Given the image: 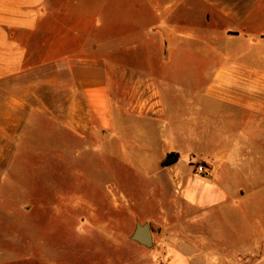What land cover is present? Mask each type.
Masks as SVG:
<instances>
[{
  "label": "rangeland",
  "instance_id": "obj_1",
  "mask_svg": "<svg viewBox=\"0 0 264 264\" xmlns=\"http://www.w3.org/2000/svg\"><path fill=\"white\" fill-rule=\"evenodd\" d=\"M183 1L168 16L144 15L143 0L55 1L70 8L72 28H84L70 33L71 54L81 52L88 70L102 69L118 105L101 127L80 99L75 115L81 122L68 127L62 66L39 65L37 74L19 79L24 86L38 83L30 100L54 111L24 129L21 154L0 137V264H264V255L240 253L264 236V222L257 224L253 212L244 220L232 209L227 222L218 209L214 224L181 212L175 166L206 162H187L175 152L158 156L148 142L164 129L148 124L149 116L161 114L144 110L142 95L150 92L127 76L166 77L172 104L182 100L194 108L226 106L208 98L218 88L264 87V0H222L229 13L217 16ZM167 155L176 164H164ZM247 157L237 162L248 173L246 190L260 184L264 193V165L254 153ZM137 222L150 225L152 246L131 239ZM257 246L264 253V241Z\"/></svg>",
  "mask_w": 264,
  "mask_h": 264
},
{
  "label": "crops",
  "instance_id": "obj_2",
  "mask_svg": "<svg viewBox=\"0 0 264 264\" xmlns=\"http://www.w3.org/2000/svg\"><path fill=\"white\" fill-rule=\"evenodd\" d=\"M55 1L0 0V137L5 143L13 144L15 155L22 153L24 129L39 120L48 121L49 112L54 111L46 104L30 100V94L35 95L34 88L38 83L24 86L19 81L26 74H37L39 65H58L67 71L68 77L63 81L68 95V103L64 107L66 126L71 127L74 121L75 124L81 122V118L76 119L75 115L80 112V99L94 113L101 127L105 117L108 118L107 113L113 111L110 107L118 105V101L109 97L113 85L107 82L102 69L88 70L81 52L71 54L70 33H78L84 28H72L70 8L56 7ZM143 1L146 16L172 15L178 4L184 6L183 0ZM128 4L132 6L135 3L129 1ZM187 6H200L205 16L229 13L222 0H193ZM57 14L63 18L56 20ZM73 20L80 23V15H75ZM56 32L63 34L56 39ZM127 76L128 79L141 80L134 86L150 92L146 97L142 95L144 110L161 114L158 120L155 115L149 116L148 124L156 126L158 122L164 129L158 141L148 142L154 146L158 156L175 152L178 159L188 162L193 157L208 164L209 171L200 174L192 166L188 169L176 167L175 162L174 175L181 197V212H191L196 223L214 224L216 210L221 209V215L230 222L232 209H238L244 220L253 212L256 223L262 226L264 193H259L262 185L255 186L248 193L244 182L248 173L241 169L239 163L245 161L249 153H254L264 165V87L246 86L245 83L237 88H218V91H211L208 98L226 106L207 108L201 105L194 108L184 105L182 100L172 104L174 99H171L166 77ZM151 96L155 98L151 100ZM115 121L112 114L109 125L113 127ZM186 142L193 148L184 149ZM223 237L224 243H228L226 233ZM262 241L264 236L241 247L240 253L246 257H262L264 253H260L257 246ZM227 255H230L229 247Z\"/></svg>",
  "mask_w": 264,
  "mask_h": 264
},
{
  "label": "water",
  "instance_id": "obj_3",
  "mask_svg": "<svg viewBox=\"0 0 264 264\" xmlns=\"http://www.w3.org/2000/svg\"><path fill=\"white\" fill-rule=\"evenodd\" d=\"M176 156L167 155L166 159L163 161L164 164L169 165L176 161ZM131 239L136 241L146 247H150L153 244V234L151 227L148 223L137 222L134 231L131 235Z\"/></svg>",
  "mask_w": 264,
  "mask_h": 264
},
{
  "label": "built area",
  "instance_id": "obj_4",
  "mask_svg": "<svg viewBox=\"0 0 264 264\" xmlns=\"http://www.w3.org/2000/svg\"><path fill=\"white\" fill-rule=\"evenodd\" d=\"M193 161H190L192 163ZM194 165L195 171L200 174H205L209 171L208 166L206 163H203L202 161H197L192 163Z\"/></svg>",
  "mask_w": 264,
  "mask_h": 264
}]
</instances>
